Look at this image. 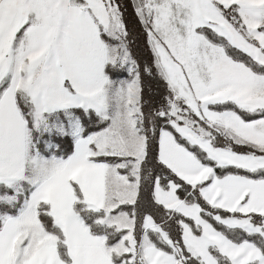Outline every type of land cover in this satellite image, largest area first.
Segmentation results:
<instances>
[{
  "label": "snow or ice",
  "instance_id": "snow-or-ice-1",
  "mask_svg": "<svg viewBox=\"0 0 264 264\" xmlns=\"http://www.w3.org/2000/svg\"><path fill=\"white\" fill-rule=\"evenodd\" d=\"M0 264H264V0H0Z\"/></svg>",
  "mask_w": 264,
  "mask_h": 264
}]
</instances>
